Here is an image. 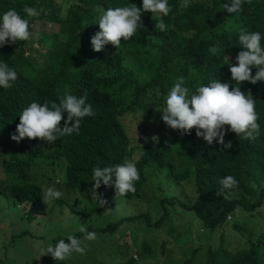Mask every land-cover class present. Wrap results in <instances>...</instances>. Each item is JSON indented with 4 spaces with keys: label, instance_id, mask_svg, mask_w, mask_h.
Listing matches in <instances>:
<instances>
[{
    "label": "trees",
    "instance_id": "obj_1",
    "mask_svg": "<svg viewBox=\"0 0 264 264\" xmlns=\"http://www.w3.org/2000/svg\"><path fill=\"white\" fill-rule=\"evenodd\" d=\"M133 3L142 7V0H71L66 8L58 0H0V16L15 9L29 19L30 31H35L31 26L35 21L59 25L58 33L46 34L40 24L38 39L0 47V62L7 63L18 74L11 88H0V149L6 152L0 166L9 180L7 183H11L12 196L26 207L24 218L35 217L44 210L40 185L28 176L35 160H49L50 167L62 164L65 187L85 193L94 184V168L134 160L137 150L143 152L136 161L140 179L135 182L136 191L122 198L139 195L144 184L152 179L148 167L155 177L160 173V179L172 178L176 183L193 175L194 188L189 190L194 196L189 198L183 188L187 193L186 202L174 197L162 199L164 213L154 223L150 222L148 214L122 217L96 230L97 233L113 235L122 223L145 219L149 227L164 228V235L168 236V228H173L175 220L168 206L193 212L204 228L212 232L225 226L227 217L237 209L247 212L246 217H254L264 202V82L246 81L240 85L241 91L247 93L250 89L255 99L259 137L252 141L228 131L225 141L231 140L233 147L227 150H221L222 146L215 141L207 144L196 136L195 129L191 134L181 135L168 128L157 108L165 106L168 92L181 75L192 92L214 80L228 83L230 89L239 86L231 79L228 63H236L237 53L243 50L238 39L241 28L259 32L264 47V0H247L236 13H228L223 8L230 0H190L189 6L183 9L182 0H168L171 11L168 16L160 17L167 25L166 31L154 28L157 20L152 18L151 12H145L142 13L143 25L129 40H122L119 48L109 44L101 52L93 51L90 40L99 31L97 22L103 12L109 7ZM24 5L36 7L41 15L28 18L23 12ZM230 18H235V22H228ZM213 46L217 47L218 55L209 52ZM229 55L230 61L226 59ZM252 71L255 74L256 69ZM65 92L86 96V102L95 112L94 116L81 121L78 133L58 137L53 143L11 139L25 107L34 101L58 102V97ZM63 115L66 119L67 113ZM134 122L139 127L143 123V131L158 139L144 140L138 136L132 127ZM63 123L62 120L61 127ZM11 150L17 154L8 155ZM9 163L14 164L13 169L9 168ZM182 166L185 170H180ZM227 175L239 182L238 188L229 193V199L217 195L221 188L219 180ZM100 188L108 196L115 193L114 185L106 187L102 183ZM95 209L99 208L92 211ZM241 226L237 224L233 228L245 237V247L230 251L223 245L216 248L211 245L203 264H264V233L254 234L253 230ZM80 234L74 236L82 239ZM166 244L167 241H163L152 249L144 244V253L153 264L159 255L166 253ZM123 250L124 247H117L115 252L124 255ZM200 250L195 249L192 258L181 264H195ZM127 256V262L121 264L136 263L130 254ZM169 263L172 260L166 262Z\"/></svg>",
    "mask_w": 264,
    "mask_h": 264
},
{
    "label": "clouds",
    "instance_id": "obj_2",
    "mask_svg": "<svg viewBox=\"0 0 264 264\" xmlns=\"http://www.w3.org/2000/svg\"><path fill=\"white\" fill-rule=\"evenodd\" d=\"M247 0H231V4H224L223 8L228 13H236L242 9ZM190 0H182L180 7L187 8ZM171 7L168 0H142V7L135 3L129 6L109 7L98 19L99 31L90 40L93 51L101 52L106 45L120 47L122 40H129L137 29L143 25L142 13L151 12L152 18L157 22L154 28L161 32L167 30L161 16H168ZM23 12L28 18L41 15L36 7L24 5ZM29 19L23 18L15 9H9L0 16V47L6 44H16L17 41H29L38 39L39 27L30 31ZM239 45L243 50L235 57L236 63H228L231 79L235 86L230 89L228 83L214 80L208 85H201L192 92L186 86L183 75L178 76L168 92L165 106L158 109L164 124L181 135L191 134L195 129L197 137H202L207 144L217 142L221 150L231 149L232 141H225L228 131L234 132L237 137L248 140H256L260 135L259 115L256 111L255 99L249 89L241 91L240 85L244 82L256 84L264 82V47L261 45L262 36L259 32H249L243 28L239 31ZM209 52L218 55L217 47L209 48ZM253 68L256 69L253 74ZM18 79V74L7 63L0 62V88L9 89ZM64 113H67L64 119ZM95 112L91 104L86 102V96L77 97L70 92L58 97V102L45 101L44 103L31 102L19 115V123L11 139L20 142L24 138L30 140L40 139L48 143L55 142L58 137L78 133L81 121L85 117L94 116ZM64 121L61 127V121ZM227 126V127H226ZM157 140L156 136L152 137ZM113 177L115 179L113 180ZM140 179L136 161L126 159L115 166L96 167L93 169L91 199L99 207H105L108 201L97 190L103 183L104 186L115 187L117 196H126L136 191L135 182ZM59 183V181H57ZM221 188L217 195H223L229 199V193L238 188L239 182L232 175H227L219 180ZM63 193L55 187L46 189L43 201L47 204L55 199H60ZM85 233L83 240L72 234L65 239H59L54 245L48 244L41 247L39 259L43 255H50L55 261H67L74 253L84 255L86 253V241H94L97 238L95 232L87 231L84 226L79 228Z\"/></svg>",
    "mask_w": 264,
    "mask_h": 264
},
{
    "label": "rangeland",
    "instance_id": "obj_3",
    "mask_svg": "<svg viewBox=\"0 0 264 264\" xmlns=\"http://www.w3.org/2000/svg\"><path fill=\"white\" fill-rule=\"evenodd\" d=\"M70 1L58 0L63 8H66ZM227 20L230 23L235 22V18ZM40 24L41 30L46 34H55L59 31V25L56 23L40 22ZM40 24L35 21L31 26L36 28ZM231 58L229 55L226 59L230 61ZM193 79L197 84L194 75ZM132 127L144 140L154 136L152 133L143 131V123L139 127L138 123L134 122ZM5 154L6 152L0 149L1 162ZM7 154L17 153L11 150ZM142 154L141 150H137L134 160L138 161ZM49 162V160H35L28 172L31 181L40 185L44 208L42 214H35V217L29 219L24 218L23 212H26L24 204L20 205V202L12 197V193L3 192L9 180L0 166V264H121L127 262L129 258L127 254L135 259V264H153L144 253V244L151 246L152 249L162 245L163 241H167L166 253L163 256L159 255L157 260L153 261L156 264H166L169 260H172L169 264H181L192 258V252L198 248L201 250L194 259L195 264H203L211 245L214 248L223 245L230 251H238L245 247V237L233 226L242 224L241 228L253 230L254 234L264 233V202L255 211L254 217H246L249 215L247 212L237 209L233 215L227 217L225 226L215 232L204 228L203 223L193 212L181 210L182 208L176 206H168L167 209L172 213L171 216L175 217L173 228H168L171 239L169 235H164V228L149 227L145 219L126 221L113 235L112 233L108 235L97 233L96 230H102L107 224L115 223L122 217L148 214L151 216L150 222L154 223L164 213L160 204L162 199L174 197L186 202V192L189 193V198L194 196L189 190L190 187L194 188L193 175L189 176L186 181L176 183L172 178L160 179V173L158 177H155L152 168L148 167L147 172L152 179L144 184L138 196L132 199L116 197V193L108 196L105 190L99 188L97 191L108 201L105 207H99L91 199L90 190L85 193H78L73 189L68 190L63 181L65 175L63 165L55 164L50 167ZM181 162H184L183 158ZM8 165L9 168H14V164L9 163ZM180 170H185L184 166ZM48 187H55L63 193V196L46 204L43 198ZM183 188H186V192ZM94 208L99 209L92 211ZM79 211L90 212L77 213ZM81 226L97 234L94 241L84 240V244L87 245L84 255L74 253L65 262L55 261L51 256L47 258V254L36 259L40 255L41 247H46L48 244L54 245V242H58L59 239L67 240L68 234L80 233ZM80 235L83 240L85 233ZM117 247H124V255L115 252Z\"/></svg>",
    "mask_w": 264,
    "mask_h": 264
},
{
    "label": "crops",
    "instance_id": "obj_4",
    "mask_svg": "<svg viewBox=\"0 0 264 264\" xmlns=\"http://www.w3.org/2000/svg\"><path fill=\"white\" fill-rule=\"evenodd\" d=\"M7 186H6V188L4 189V193H6V194H11L12 192H13V188H12V186H11V183H7L6 184ZM13 197V196H12ZM14 198V197H13ZM21 204H23V203H20V205ZM25 206V205H24ZM25 210H26V207H25ZM23 215H25V212H23Z\"/></svg>",
    "mask_w": 264,
    "mask_h": 264
}]
</instances>
